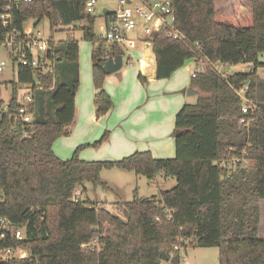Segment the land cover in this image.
<instances>
[{
    "label": "trees",
    "instance_id": "16d2710c",
    "mask_svg": "<svg viewBox=\"0 0 264 264\" xmlns=\"http://www.w3.org/2000/svg\"><path fill=\"white\" fill-rule=\"evenodd\" d=\"M87 1L18 0L10 6V26L21 32L30 19L47 20L50 49L45 56L52 72L20 67L17 80L32 84L31 122L15 115L19 104L14 82L10 109L0 120V217L24 229L20 242L10 244L7 237L0 249L14 245L31 254L0 264H181L179 252L187 247L217 248L218 264H264V238L258 235L259 203L264 200V78L257 74L264 68L259 61L264 54V0H173L175 26L184 41L166 39L163 32L155 36L157 80L170 78L201 55L213 64H252L251 70L224 76L207 66L191 78L190 86L201 94L176 115L174 157L157 159L146 151L92 162L78 153L99 147L110 131L92 144L77 146L68 160L52 151L58 138L71 133L80 82L78 42L72 34L54 42V32L83 22L82 39L97 44L91 53L97 118L114 105L99 64L107 61L108 49V55L121 52L97 41L96 19L87 15ZM242 88L256 106L252 114L241 110ZM242 118L249 121L247 127L239 123ZM235 157L251 161L252 167L214 164ZM114 167L150 181L171 177L176 185L147 198L134 190L132 200L119 202L122 220L75 193L85 182L110 191L101 172Z\"/></svg>",
    "mask_w": 264,
    "mask_h": 264
},
{
    "label": "crops",
    "instance_id": "0c3cea01",
    "mask_svg": "<svg viewBox=\"0 0 264 264\" xmlns=\"http://www.w3.org/2000/svg\"><path fill=\"white\" fill-rule=\"evenodd\" d=\"M139 54L142 60L139 61L138 70L118 71L106 76L104 90L111 96L114 105L107 115L100 118L94 113L95 90L92 79L85 72L84 82L82 85L79 82L75 93L76 116L70 126L71 133L67 137L58 138L52 146L56 156L63 160L70 159L77 146L92 144L105 131H110L108 140L96 148H82L78 153L81 160L87 162L119 160L134 152L146 151H150L157 159L175 156V118L183 105L196 103L197 96H188L186 91L190 87L191 73L195 71L197 64L192 59L188 60L170 78L157 80L154 55L141 50ZM125 63L130 65L131 60ZM139 74L146 79L144 84L140 82ZM133 175L134 177H129V180L140 187L138 184L140 177ZM101 180L109 186L110 191L113 189L120 191L114 181L102 178ZM157 180L165 185L170 184V187L159 188L156 193L151 192L147 196L139 195L136 188L134 190L139 197L147 198L176 185L171 177L159 175L151 182L157 184ZM110 191L104 190L103 195ZM119 202L123 201L113 203L118 205Z\"/></svg>",
    "mask_w": 264,
    "mask_h": 264
},
{
    "label": "built area",
    "instance_id": "2783aa9c",
    "mask_svg": "<svg viewBox=\"0 0 264 264\" xmlns=\"http://www.w3.org/2000/svg\"><path fill=\"white\" fill-rule=\"evenodd\" d=\"M4 5L0 8V49L6 51L7 60L0 59V73L6 69H10L13 76L16 73L18 77L19 68H30L32 70L41 66L44 72H52L49 61L46 60V53L50 49L48 37L44 38L40 31L25 33L11 27L12 15L11 4L18 0H1ZM31 2L34 0H22ZM99 0H88L85 3L87 15L94 17L95 20V36L97 41L103 42L111 48L115 47L121 52L124 61L129 62L131 59V51L136 47H140L142 52L153 54L154 38L160 32L164 33L166 39L183 40V34L176 29L174 4L173 0H112L110 4H103L101 11L97 13V3ZM95 49L97 44H94ZM194 47L199 50L197 44ZM111 49H108L106 59L114 55H108ZM200 52V51H199ZM116 55V54H115ZM197 68L191 73L195 77L197 72L203 71L207 66H210L214 71H219L218 63H211L204 55L197 56L192 59ZM17 80V79H16ZM17 84L18 106L15 110V115L24 123L31 122V116L28 113V104L32 101L30 83L14 81ZM3 88L1 87L0 92ZM12 83L9 86V97L3 100L0 106V120L4 114L10 109V101L13 99ZM243 99L241 110L243 113H254L256 106L249 102L244 97L245 89L238 91ZM249 106H248V105ZM246 127L249 121L242 118L239 122ZM242 163V159L235 157L231 160H221L218 163L223 168H234ZM9 238L10 244L13 241L20 242L24 237V229L13 228L7 218L0 217V241ZM91 246V244L83 245V247ZM177 249V248H176ZM28 248L14 247L9 245L5 249H0V260L10 259H27L30 256Z\"/></svg>",
    "mask_w": 264,
    "mask_h": 264
},
{
    "label": "rangeland",
    "instance_id": "374dc122",
    "mask_svg": "<svg viewBox=\"0 0 264 264\" xmlns=\"http://www.w3.org/2000/svg\"><path fill=\"white\" fill-rule=\"evenodd\" d=\"M111 1L112 0H99L96 5L97 13L101 11V7L103 4H110ZM83 25H84L83 22H81L78 23L76 26H71L70 28H63L61 30H58L57 32H54V42L63 40L68 36H71V34L78 42L79 78L81 85L83 84L85 79L84 78L85 72L87 76H90L91 78V71H92L91 53L95 49L94 44L92 42L84 41L82 39V34L79 28L83 27ZM22 26L25 33H30V32H34L35 30H38L41 32L44 38H47L49 36L50 30L46 19H42L38 23H35V20L30 19L24 22ZM139 49L140 47L138 46L131 51V58H130L131 64L127 65L125 63L126 62L125 60L124 65L121 68V70H119V72L130 69L138 70L139 61L142 60V56L141 54H139L140 51ZM0 59L7 60L6 51L3 48L0 49ZM259 61L264 62V54L260 55ZM251 67L252 64L250 65L243 63L236 64L233 66L218 64L219 71H217V73L227 76L236 72H248L249 70H251ZM257 74H259L260 77L264 78V68L258 69ZM16 79H17L16 73H14L12 76L10 69H6L4 72L0 73V83H2L1 87H4L5 85L8 87V88H3L1 90L0 97L8 99L9 86L11 82L14 81L17 82ZM92 84H93V80H92ZM110 161H114V160H110ZM252 165L253 163L251 161L244 160L240 167L249 168L252 167ZM133 174L132 172L128 173L116 167L111 168L110 170H103L101 172V178L108 181H114L116 185L119 186L120 191L113 189V191L107 192V194L103 195L104 190L101 187H94L91 184L85 182L83 183L82 186H78L76 188L75 191L76 196L79 197L80 199H89L92 202L93 201L97 202L101 207L105 208L106 210L108 209L110 212L118 216L120 219L124 220L125 218L122 212L121 205L120 204L117 205L116 203H113L114 201L129 202V200H132L133 198L132 191L135 188L138 190L139 195L147 196V194L150 195L151 192L156 193V191L159 188L165 189L167 187H170V184L165 185L160 180L156 181L158 184L157 185L155 184V182H151L150 180H147L143 177L139 178L141 180L138 182V184H140V187H138L137 184L131 183V180H129V177H134ZM173 181L175 182L174 178ZM106 203L107 205H105ZM259 208H260V215H259L260 220L258 223V235L264 238V200L260 201ZM179 255H181V264H218V257H219L218 249L215 247H202V248L187 247L184 250L181 249Z\"/></svg>",
    "mask_w": 264,
    "mask_h": 264
},
{
    "label": "water",
    "instance_id": "95a60500",
    "mask_svg": "<svg viewBox=\"0 0 264 264\" xmlns=\"http://www.w3.org/2000/svg\"><path fill=\"white\" fill-rule=\"evenodd\" d=\"M99 67L106 76H108V74L116 73L123 67L122 56L120 54H116L113 57H109L107 58V61L101 62ZM186 93L188 96H198L201 94L199 90H196L191 86L187 89ZM176 134H179V131H176Z\"/></svg>",
    "mask_w": 264,
    "mask_h": 264
}]
</instances>
